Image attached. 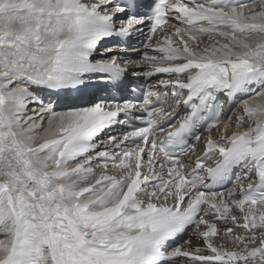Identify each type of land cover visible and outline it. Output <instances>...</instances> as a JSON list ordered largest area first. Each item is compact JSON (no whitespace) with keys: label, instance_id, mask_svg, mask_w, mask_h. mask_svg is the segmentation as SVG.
Here are the masks:
<instances>
[{"label":"snow or ice","instance_id":"obj_1","mask_svg":"<svg viewBox=\"0 0 264 264\" xmlns=\"http://www.w3.org/2000/svg\"><path fill=\"white\" fill-rule=\"evenodd\" d=\"M0 264H264V0H0Z\"/></svg>","mask_w":264,"mask_h":264}]
</instances>
